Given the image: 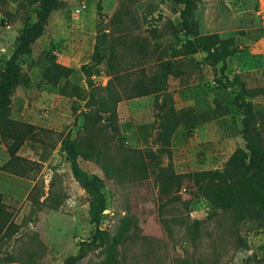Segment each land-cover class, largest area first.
I'll use <instances>...</instances> for the list:
<instances>
[{
    "label": "rangeland",
    "instance_id": "rangeland-1",
    "mask_svg": "<svg viewBox=\"0 0 264 264\" xmlns=\"http://www.w3.org/2000/svg\"><path fill=\"white\" fill-rule=\"evenodd\" d=\"M257 5L195 0L193 30L234 41L236 52L222 69L221 63L206 65L201 51L176 53L189 37L181 28L183 6L173 0H61L20 59L21 81L11 98V118L35 133L17 152L21 175L2 171L9 156L0 137V264H64L80 249L85 256L73 264H102L114 241L112 264H264V227L233 210L212 209L196 192L166 191L160 183L171 173L221 170L244 147L241 114L232 104L238 88L225 78L237 77L248 89L264 87V26ZM32 10L27 0H0V63ZM96 44L103 56L99 66L92 64ZM52 62L73 73L48 83L43 71ZM164 64L172 70L167 92L178 115H217L191 132L179 126L166 146L155 141L159 103L153 95L131 96ZM83 67L92 71V85ZM251 101L264 141V98ZM102 103L115 105L117 115L116 131L102 127L103 120L95 134L106 145L110 177L94 160L78 158L82 170L103 181L105 209L95 223L61 140L80 139L85 114L97 120ZM172 193L179 200L172 201Z\"/></svg>",
    "mask_w": 264,
    "mask_h": 264
},
{
    "label": "trees",
    "instance_id": "trees-1",
    "mask_svg": "<svg viewBox=\"0 0 264 264\" xmlns=\"http://www.w3.org/2000/svg\"><path fill=\"white\" fill-rule=\"evenodd\" d=\"M27 1L30 6H33V16L31 19L28 18L18 30V38L13 51L5 61L0 63V137L6 143L9 156L8 162L1 169L13 175H21L19 171L22 168L18 163L22 160L17 156V152L24 142L35 134L33 126L15 121L10 116L11 98L21 81L20 59L29 55L32 44L43 34L49 15L61 7V0ZM173 1L183 6L179 15L181 28L189 37L180 45L176 53L180 56H191L201 51L205 54L204 63L206 65L215 67L221 63L223 69L227 59L236 52L233 39H220L216 34L199 35L193 30L192 24L195 0ZM102 61L103 56L99 45L96 44L92 64L99 66ZM89 67H83V70L88 84L92 85L90 78L93 73L88 70ZM72 73V69L52 62L45 67L43 78L48 83L57 84ZM170 74L172 70L164 64L158 76L151 78L148 84L141 82L135 89V94L131 95H153L155 104L159 103L157 115L159 133L155 141L162 146L169 144L179 126L182 125L191 132L197 125L213 120L217 116L214 110L202 114L178 115L174 109L173 100L167 92V80ZM225 83L229 87L238 88L232 104L241 114V137L244 147L237 148L221 170H205L184 175L171 173L161 176V188L166 191L186 188L196 192L212 209L233 210L240 216L243 215L256 221L258 226L264 227V141L259 129V113L251 101L257 96L264 98V87L248 89L245 83L237 77L231 80L226 77ZM100 108L102 111L96 113L97 120H93L90 113L85 114L83 134L80 139H71L67 136L61 140V150L70 164L72 176L89 197V216L95 223L100 221L105 209V198L102 193L103 181L98 176L89 175L82 170L78 158L94 160L110 177V167L105 164L106 145L95 134L100 131L99 124L103 120L105 124L102 127L116 131L117 115L115 105L106 107L102 103ZM101 113L106 114L107 117H101ZM143 167L145 168L144 165ZM172 195V201L179 200L178 195L173 193ZM2 223H4V213L0 206V228ZM115 243L116 241L108 247L107 259L102 264H112ZM84 256V251L80 249L78 255L66 258L64 264H73Z\"/></svg>",
    "mask_w": 264,
    "mask_h": 264
},
{
    "label": "built area",
    "instance_id": "built-area-1",
    "mask_svg": "<svg viewBox=\"0 0 264 264\" xmlns=\"http://www.w3.org/2000/svg\"><path fill=\"white\" fill-rule=\"evenodd\" d=\"M256 16L262 22L264 26V0H258V5L256 9Z\"/></svg>",
    "mask_w": 264,
    "mask_h": 264
}]
</instances>
